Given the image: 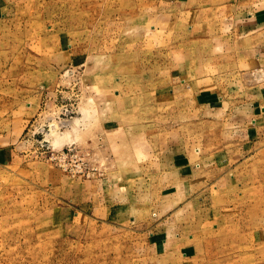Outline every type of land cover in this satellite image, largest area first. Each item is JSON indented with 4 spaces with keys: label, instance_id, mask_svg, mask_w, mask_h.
<instances>
[{
    "label": "rangeland",
    "instance_id": "rangeland-1",
    "mask_svg": "<svg viewBox=\"0 0 264 264\" xmlns=\"http://www.w3.org/2000/svg\"><path fill=\"white\" fill-rule=\"evenodd\" d=\"M0 264H264V0H0Z\"/></svg>",
    "mask_w": 264,
    "mask_h": 264
}]
</instances>
